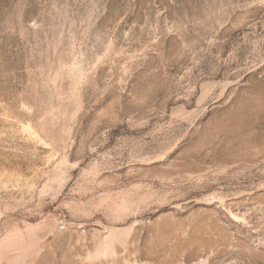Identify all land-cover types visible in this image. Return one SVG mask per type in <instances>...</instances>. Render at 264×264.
Returning <instances> with one entry per match:
<instances>
[{
    "label": "rangeland",
    "instance_id": "374dc122",
    "mask_svg": "<svg viewBox=\"0 0 264 264\" xmlns=\"http://www.w3.org/2000/svg\"><path fill=\"white\" fill-rule=\"evenodd\" d=\"M0 264H264V0H0Z\"/></svg>",
    "mask_w": 264,
    "mask_h": 264
}]
</instances>
